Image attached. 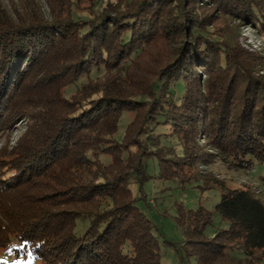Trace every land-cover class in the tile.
Segmentation results:
<instances>
[{
  "label": "trees",
  "instance_id": "1",
  "mask_svg": "<svg viewBox=\"0 0 264 264\" xmlns=\"http://www.w3.org/2000/svg\"><path fill=\"white\" fill-rule=\"evenodd\" d=\"M63 2L49 0L53 22L33 0L16 16L0 2V132L30 108L44 125L0 150V264H162L155 225L137 206L130 184L142 188L155 177L189 183L195 176L185 177L187 169L209 161L207 146L236 168L264 163L263 64L207 34L215 12L263 27L264 3L140 0L134 12L80 19L71 0L70 19L62 20L57 6ZM169 31L184 37L183 45L139 99L92 97L91 109L79 111L80 103L61 94L65 68L99 72ZM129 106L143 107L141 120L128 127L129 144L115 139L123 145L118 153L108 144ZM167 127L170 133L157 134ZM132 146L139 148L136 157ZM101 153L112 162L104 163ZM149 160L158 172L150 173ZM219 189L214 209L179 208L188 257L197 264H264L263 196L251 187ZM216 214L229 226L209 236ZM81 219L89 226L78 235Z\"/></svg>",
  "mask_w": 264,
  "mask_h": 264
},
{
  "label": "rangeland",
  "instance_id": "2",
  "mask_svg": "<svg viewBox=\"0 0 264 264\" xmlns=\"http://www.w3.org/2000/svg\"><path fill=\"white\" fill-rule=\"evenodd\" d=\"M33 1L39 5L38 9L43 17L47 21L53 22L55 16L49 0ZM59 1H64L59 3L58 6L60 7L57 6L61 15L60 19H70L72 10L68 4L71 3V0ZM138 1L140 2V0H74L71 5L75 17L92 19L106 15L107 11L112 14L118 13L119 9L134 12ZM258 1L264 3V0ZM0 2L8 7L13 16L30 6V0H0ZM169 7L171 6L164 8L165 13L168 12ZM62 10H64L63 13ZM235 15L215 12L212 18L213 25L208 28V39L216 43L227 42L235 46L237 50H242L241 54L247 51L252 63L263 64L262 67H258L260 68L259 74L264 79V26L254 24L250 20H238ZM183 42L184 37H181L177 32L169 31L167 34L141 43L136 53L128 60L126 57L129 54H121L115 61L111 59V63L107 62V64L101 65L102 70L99 72L93 71L91 74L88 72L81 75V70L77 68L75 70L65 68L67 72L61 80L67 84L61 94L75 101L73 102L75 106L80 103L79 106L82 108L79 111L91 109L88 107V103L92 97L103 96L102 100H104L110 97L114 98L122 93L120 95L129 99L133 98L132 101L139 99V95L143 91L147 92L148 84L155 79L156 74H159L162 68L167 67L178 55ZM53 60V58L48 60L47 65H53ZM121 60L126 61L121 62ZM246 63L250 65L248 61H245ZM42 67V65L39 66L36 73L41 71ZM102 89L106 92H101ZM93 92L96 94L92 95ZM44 95H42L43 98H45ZM132 101L128 100V103L131 105ZM129 107L121 114L118 130L112 136V142L110 141L108 144L111 150L118 153H121L123 145L114 142L115 139L123 140L126 137L128 127L136 125L141 120V114L138 113L143 107H139L138 110L135 107ZM31 111L37 113V110L30 108L28 115L15 118V122L0 132V150L4 146L11 148L17 145L28 129H44L43 123L42 125L39 124ZM52 115L55 116L50 114V116ZM47 117L49 116L46 115ZM171 129L168 127L167 129H158L157 134L170 133ZM131 134L132 130H129L128 135ZM124 140L123 144L130 143L129 138ZM199 143L207 145L205 138H200ZM126 145L124 146L126 147ZM10 148H7V151ZM207 149L212 152L208 157L209 161L200 162L194 168L187 169L188 173L185 174V177L195 176V179L189 183H175L155 177L145 182L142 188L137 183L130 184L133 196L135 199L138 198L137 206L151 218L155 225L154 232L159 239L162 264H197L195 257H188L184 246L186 237L177 222L180 207L196 210L200 205H204L208 209H214L220 200V186L228 188L251 187L264 198V163L256 161L249 167L236 168L225 162L217 154L216 149L209 148V146ZM131 152V156L136 157L139 148L132 146ZM100 156L104 163L110 164L112 162L110 155L101 153ZM149 171L150 173L158 172V167L153 160H149ZM88 226V219L79 220L75 233L82 234ZM228 226V222L222 221L216 214L214 224L207 227L206 233L213 236L218 230Z\"/></svg>",
  "mask_w": 264,
  "mask_h": 264
},
{
  "label": "snow or ice",
  "instance_id": "3",
  "mask_svg": "<svg viewBox=\"0 0 264 264\" xmlns=\"http://www.w3.org/2000/svg\"><path fill=\"white\" fill-rule=\"evenodd\" d=\"M16 264H24L22 261H17Z\"/></svg>",
  "mask_w": 264,
  "mask_h": 264
}]
</instances>
